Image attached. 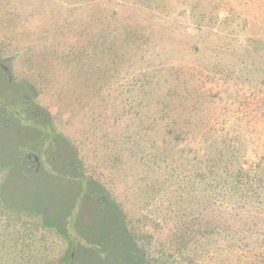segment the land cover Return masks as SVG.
Segmentation results:
<instances>
[{
	"label": "trees",
	"instance_id": "obj_1",
	"mask_svg": "<svg viewBox=\"0 0 264 264\" xmlns=\"http://www.w3.org/2000/svg\"><path fill=\"white\" fill-rule=\"evenodd\" d=\"M24 1L0 0V18L27 17ZM138 2L151 11L168 2L171 13L188 10L198 31L216 29L217 42L200 35L190 49L200 68L173 64L182 49H169L152 29L117 22L112 11L116 21L81 34L82 43L67 45L68 53L27 54L30 87L37 97L68 100L62 114L83 130L87 194L99 196L120 181L133 204L149 210L116 206L129 253L141 255L143 264L149 250L170 264H264V132L253 113L234 121L229 114L236 104L250 108L248 95L264 94V26L233 9L221 17L198 0ZM55 9L39 34H64L74 25L73 8ZM0 24L7 30L11 23ZM255 109L264 115V97ZM100 149L109 173L94 175L90 152ZM8 171L0 165V264H63L72 257L65 222L50 219L49 200L29 208L15 202L12 191L22 188L23 173ZM31 192L24 188L21 198Z\"/></svg>",
	"mask_w": 264,
	"mask_h": 264
},
{
	"label": "rangeland",
	"instance_id": "obj_2",
	"mask_svg": "<svg viewBox=\"0 0 264 264\" xmlns=\"http://www.w3.org/2000/svg\"><path fill=\"white\" fill-rule=\"evenodd\" d=\"M24 2L20 6L25 10L26 16L29 14L27 17L21 15L17 18H9V16L0 18V21L4 22L9 19L11 23L7 30L0 24V30H6V32L0 31V58L4 59L2 61L9 67L12 75V79H10L9 74H4L0 69V160H2L0 165L11 170L9 175L12 177L15 171L22 168L20 162H24L23 154L32 149L38 151V148L42 147L43 139L40 134L44 135V146H46L47 152L44 156L46 165H51V163H47L53 159L56 162L52 165L51 174H47L45 180L40 181L37 176H31L26 181L18 182V186L22 188L20 191L17 189L12 193L14 197L15 195L18 197L20 202L18 200L15 202L18 204L24 202L22 207L29 208L33 205L34 200L36 202H41L43 199L50 201L46 206L49 209L48 216L58 223L64 221L66 229L71 235L72 243L69 255L73 254V257L66 258L63 264H143L141 255L135 251L129 253L130 246L124 242L123 222L116 206L120 207L121 203L127 204L128 210L131 207L134 210L132 212H141V214H149V210H142L137 204V206L134 205L131 192L120 181H114L116 185L108 186L105 193L100 194L107 196L113 203L111 205L105 204L100 195L87 194L89 192L87 186L83 185L86 180L82 176L87 171L82 168L84 163H81L79 158L82 151L80 136L83 134V130H79V125L74 124L75 121L72 117H70V125L67 123L66 111L62 114L64 110L61 104L68 100H52L49 96L42 95L40 91L41 96L37 97V93L30 87V81L27 80L29 65L24 63L28 59L26 55L34 50L42 49L44 51L55 50L62 54L68 53L67 45L76 47L82 43L81 34L88 36L90 30L98 26L103 28L110 21H116L110 15L112 11H116L117 22L123 20L127 24L142 28V30L152 29L155 33L158 32L159 37L165 39L168 44L165 43L166 47L182 49L181 51H184L185 55L184 53L183 56L176 55L173 64L193 69L200 68V66L197 65L199 60L196 61L191 54V47L199 40L200 35L205 36L209 44H213V41L217 42L212 35V33H216V29L212 32L206 29L198 31V27L189 17L188 10L179 9L176 13H171L168 9V2H164L159 11H151L146 5H141L138 0H25ZM198 3L199 6H205L206 11H210V8L215 9L221 17H226L229 10L233 9L246 16L256 26H264V0H198ZM42 6L45 10H42L44 9L41 8ZM3 7L5 8V6ZM55 7L59 10L73 8L74 10L71 12L74 25L66 27L64 34L58 32L59 35H53L51 32L49 35L47 32L39 34L37 27L43 29L45 25H48L52 10H56ZM9 9L13 11L11 7ZM32 12L33 17H31ZM45 44L46 46H44ZM25 95L36 102L37 109L26 110L25 105L20 104L21 98ZM263 97L264 94L248 95L246 98L249 100L250 108L244 107V105L241 107H238V104L233 105L231 108L234 110L229 112L230 116H233L232 121L236 119V116L241 117L253 113L254 118L257 117L256 121L253 119V122H258V130L264 132L263 112H258L255 109ZM40 112L44 114L43 117H40L43 120L42 123L45 124L44 128H41L43 125L41 123L31 124V122L28 126H22L18 115L22 113L39 114ZM28 118H34V115L27 116ZM248 118L251 119L250 116ZM14 120L16 127L13 129L4 127L6 123H11ZM78 123L82 124V121L78 120ZM109 134L112 135L113 132L109 130ZM102 150L100 149L97 155L90 152L93 157L91 159L92 166L96 167L94 175L102 172L109 173L106 168L108 163ZM9 164L13 166L12 169L7 168ZM75 166H79V168L77 169ZM70 168L77 180L71 175L69 179ZM32 178L35 180L33 181ZM112 187L115 189L114 193H112ZM24 188L30 189V191L32 189V192L31 196L22 199ZM65 191L68 193L66 194ZM128 200L131 202L128 203ZM144 253L152 264H170L166 261L155 260L151 250ZM198 264L222 263H215L214 259H208Z\"/></svg>",
	"mask_w": 264,
	"mask_h": 264
},
{
	"label": "flooded vegetation",
	"instance_id": "obj_3",
	"mask_svg": "<svg viewBox=\"0 0 264 264\" xmlns=\"http://www.w3.org/2000/svg\"><path fill=\"white\" fill-rule=\"evenodd\" d=\"M0 69L2 70V72L4 74H9V77L10 79H12V75H11V70L9 69L8 66H6L2 60H4L3 58H0ZM1 75V73H0ZM10 79L8 80V82L10 81ZM24 104L25 105V108L26 110H29L31 108H36V102H34L31 98H29L27 95L23 96L21 98V102L20 104ZM12 107H14L12 105ZM18 109V108H16ZM37 109V108H36ZM31 115H34V118H31V119H27V116H31ZM44 114L43 112H40L39 114H35V113H31L29 115V113H22L20 115H18V118L21 119L22 123L23 124L22 126H28L29 122L32 123H42L43 120L40 119V117H43ZM16 120V119H15ZM15 120L11 123H6L4 125L5 128H11L13 129L14 127H16V123H15ZM35 125V124H33ZM44 125H41V128L43 127L44 128ZM15 130V129H14ZM9 131V130H8ZM40 137H42L43 139V142H42V147L38 148V151H35L34 149L30 150V152L26 153V154H23L24 156V162L21 161L20 162V166L22 167L18 172H20L21 174L23 173V179L26 181L28 179V177H33V176H37L40 181H43L45 180L46 176H48L47 174H51V171H52V165L56 162V160L53 159V161H50L49 163L47 164H50L51 165H46V162L44 161V156L46 155V146H44V135L40 134ZM22 158V156H21ZM23 164V165H22ZM72 167V165H71ZM7 168H13V166H11V164L7 165ZM75 168H79V166H75ZM72 171V168L69 169V179H70V175L71 177H73L75 180H77V177L75 175H73V173H71ZM8 173L10 174L11 173V170L8 171ZM50 179V178H49ZM32 180L34 181L35 178H32ZM102 201L105 202V204H108V205H111L113 204L111 202V200L107 197V196H102L100 195ZM100 203V202H99ZM72 257H73V254H72Z\"/></svg>",
	"mask_w": 264,
	"mask_h": 264
},
{
	"label": "water",
	"instance_id": "obj_4",
	"mask_svg": "<svg viewBox=\"0 0 264 264\" xmlns=\"http://www.w3.org/2000/svg\"><path fill=\"white\" fill-rule=\"evenodd\" d=\"M143 255H144V260L146 261V263H147V264H152V263L147 259L146 254L144 253Z\"/></svg>",
	"mask_w": 264,
	"mask_h": 264
}]
</instances>
